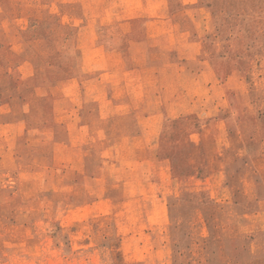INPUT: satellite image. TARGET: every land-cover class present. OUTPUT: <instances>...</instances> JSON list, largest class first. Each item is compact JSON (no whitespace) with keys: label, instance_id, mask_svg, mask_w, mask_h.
Listing matches in <instances>:
<instances>
[{"label":"rangeland","instance_id":"1","mask_svg":"<svg viewBox=\"0 0 264 264\" xmlns=\"http://www.w3.org/2000/svg\"><path fill=\"white\" fill-rule=\"evenodd\" d=\"M0 264H264V0H0Z\"/></svg>","mask_w":264,"mask_h":264}]
</instances>
